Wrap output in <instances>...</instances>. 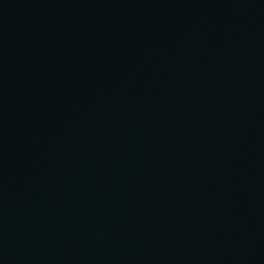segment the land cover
Returning <instances> with one entry per match:
<instances>
[{
	"label": "water",
	"instance_id": "95a60500",
	"mask_svg": "<svg viewBox=\"0 0 264 264\" xmlns=\"http://www.w3.org/2000/svg\"><path fill=\"white\" fill-rule=\"evenodd\" d=\"M0 264H264V0H0Z\"/></svg>",
	"mask_w": 264,
	"mask_h": 264
}]
</instances>
